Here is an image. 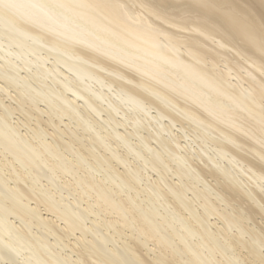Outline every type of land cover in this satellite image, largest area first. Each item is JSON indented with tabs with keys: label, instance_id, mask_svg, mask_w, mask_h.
Here are the masks:
<instances>
[{
	"label": "bare ground",
	"instance_id": "1",
	"mask_svg": "<svg viewBox=\"0 0 264 264\" xmlns=\"http://www.w3.org/2000/svg\"><path fill=\"white\" fill-rule=\"evenodd\" d=\"M258 217L264 0H0V264H264Z\"/></svg>",
	"mask_w": 264,
	"mask_h": 264
},
{
	"label": "rangeland",
	"instance_id": "2",
	"mask_svg": "<svg viewBox=\"0 0 264 264\" xmlns=\"http://www.w3.org/2000/svg\"><path fill=\"white\" fill-rule=\"evenodd\" d=\"M49 62V61H48ZM22 75H28L25 71H23L22 70ZM30 79V78H29ZM31 80V79H30ZM32 81V80H31ZM33 82V81H32ZM34 83V82H33ZM9 91H11V94H13V93H15L14 92V90L13 89H9ZM4 94V93H3ZM5 96V97H4ZM4 96H1V97H3V99H4V101L6 102V103H8V102H12V104H14V101H10L11 99L10 98H7V95L5 94ZM9 97V96H8ZM8 100V101H7ZM15 105V104H14ZM40 107H42V105H40ZM17 113L15 114V115H13V118H14V120L13 121H18V122H21L20 120H18V116H21V117H23V119H25V117L23 116V115H21V114H19L18 113V111H16ZM151 113H154V110L153 109H151ZM103 114V113H102ZM94 115V114H93ZM94 117H96L97 119H98V121H100V123H102V124H104L108 129H110V125L109 124H107L106 122H105V120H103L102 118H100V117H98V116H96V115H94ZM103 118L104 117H106L107 119H108V122L111 124V125H114L113 123H112V120L110 119V117L111 116H109V115H107L106 113H104V116H102ZM114 117H116V120H124L123 118H121L120 117V115H114ZM17 118V119H16ZM88 119H91L89 116H88ZM105 119V118H104ZM42 120H43V122H41L42 123V126H46L47 125V123L48 124H50L49 126H47L48 127V129L49 130H52V127H50V126H52L51 125V123H50V121H49V119H48V116L46 115V114H43L42 115ZM44 120H47V123L44 121ZM64 122H66V121H68V119L66 118V117H64V120H63ZM22 123V122H21ZM30 123L32 124V126L35 124L34 123V121H30ZM163 123H168L167 122V120L166 119H163ZM22 125V127H20V129L21 130H23V131H25L26 129H24L25 128V126L23 125V124H21ZM71 127H73V128H75L74 127V124L72 123L71 125H70ZM95 126H97V127H99V126H101V124H98V125H95ZM116 127L117 128H119L120 130V132L121 131H123L126 135H129V134H127V131H130L131 133H132V135H129V138H130V142L138 149V150H142V148L139 146V144H137V141L138 140H140V138H139V136L135 133V131H134V129L131 127V126H129V125H127L126 124V127L128 128V130H126V128H124V127H122V126H120V125H116ZM180 126L179 125H175V126H171V128H172V135H178L180 138H179V142H180V144L181 145H185V146H187L188 148H189V151L191 152V153H194V155H197V153H196V151H195V149H206V147H205V145L203 144V143H201L200 142V140L198 139V138H196L192 133H190V132H187V130L186 129H180L179 128ZM61 129H64L65 130V133L63 134V133H61V132H59L58 130H56L57 132H58V135H56V137H57V139H58V141L59 142H62V140H66L67 138L69 139V136L67 135V134H69L70 133V131H69V129L63 124V123H61ZM150 130H152V129H150ZM103 133H102V135H106L107 134V132H109V131H105V129H102L101 130ZM142 131V133H143V135L145 136V135H148V132H147V130H141ZM79 132V131H78ZM49 139H50V137H48ZM62 139V140H61ZM107 141L110 143V146L112 147V148H114V149H117V150H120V151H123V148L124 147H121L120 146V144L119 143H117L115 140H113L112 138H110V137H107ZM153 142V141H152ZM155 145H156V143L155 142H153ZM74 144H76V143H74ZM153 144V145H154ZM191 146H193V147H191ZM191 147V148H190ZM207 151L208 152H211L210 151V149H207ZM213 152H214V150H212ZM182 152L185 154V151L182 149ZM212 152V153H213ZM211 154V153H210ZM132 160H133V157L132 156H129ZM192 158H195V157H193L192 156ZM134 162H137V160H135L134 159ZM137 164H138V162H137ZM235 172V171H234ZM235 173H237V172H235ZM82 174V173H81ZM237 174H239V173H237ZM98 175H100V177L102 176V174L101 173H99ZM154 175L156 176L157 174L154 172ZM171 177H170V176ZM154 176V177H155ZM166 178H167V180H168V178H169V180L168 181H175L174 179H172V180H170V178H175L173 175H171L170 173H168V174H166ZM210 178H212V179H214V181H216V179L215 178H213V177H210ZM150 179H151V177H150ZM245 180V179H244ZM244 180H241V184L244 182ZM243 181V182H242ZM141 183H143V184H145L144 182H141ZM243 187L244 188H246V189H248V185H246V183L244 182L243 183ZM216 220H218L217 219V216L216 217H214ZM212 220H213V217H212ZM257 220L258 221H260V222H262V224H258V226H263V218H261V217H258L257 218ZM214 221V220H213ZM219 221V220H218ZM219 223V222H218ZM220 225V224H219ZM218 225V226H219ZM212 227V226H211ZM214 228H215V226H213ZM213 227H212V229H213ZM217 229V227L215 228V229H213V230H216ZM219 229V228H218ZM70 238H72V239H74L75 240V236H72V237H70ZM69 250V251H68ZM67 252H71L70 251V249H67V248H65V252H63V253H67ZM263 252H264V248H263ZM72 254H73V252H72ZM73 255H75V254H73ZM75 257V256H74Z\"/></svg>",
	"mask_w": 264,
	"mask_h": 264
}]
</instances>
